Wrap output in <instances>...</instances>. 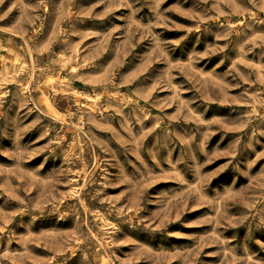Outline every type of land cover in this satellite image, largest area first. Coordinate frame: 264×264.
Segmentation results:
<instances>
[{
  "label": "rangeland",
  "instance_id": "obj_1",
  "mask_svg": "<svg viewBox=\"0 0 264 264\" xmlns=\"http://www.w3.org/2000/svg\"><path fill=\"white\" fill-rule=\"evenodd\" d=\"M0 264H264V0H0Z\"/></svg>",
  "mask_w": 264,
  "mask_h": 264
}]
</instances>
